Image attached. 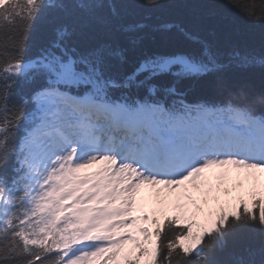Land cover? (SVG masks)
<instances>
[{
    "label": "snow or ice",
    "instance_id": "6c2138e0",
    "mask_svg": "<svg viewBox=\"0 0 264 264\" xmlns=\"http://www.w3.org/2000/svg\"><path fill=\"white\" fill-rule=\"evenodd\" d=\"M135 3L153 8L159 0H0V264H264V243L226 262L215 256L236 234L264 237V182L252 180L264 174V91H233L207 44L199 56L155 55L119 76L111 61H123L122 48L79 51L61 26L25 59L45 14L77 11L135 42L146 25L122 22ZM260 5L246 14L264 18ZM230 61L264 67V56L252 53L235 51ZM168 77L162 91L177 97L171 105L156 98V82ZM189 78L227 101L186 103L175 84ZM24 83L35 87L22 95ZM142 87L152 102L113 95ZM215 169L222 171L213 185ZM233 173L252 181L246 194L232 197L244 179L224 186ZM146 186L156 189L158 207L134 215ZM190 187L204 191L203 202Z\"/></svg>",
    "mask_w": 264,
    "mask_h": 264
},
{
    "label": "trees",
    "instance_id": "16d2710c",
    "mask_svg": "<svg viewBox=\"0 0 264 264\" xmlns=\"http://www.w3.org/2000/svg\"><path fill=\"white\" fill-rule=\"evenodd\" d=\"M253 2L259 10L260 0H159L158 5L153 8H144L135 3L122 17L123 23L146 25L135 42L126 33L118 31L114 24L106 25L87 19L77 11L45 14L36 20L30 31L25 59L35 58L43 48L48 47L56 39V30L61 26L69 29L70 34L66 37L68 45L79 51L101 44L122 48L123 61H111L113 72L119 76L130 74L142 60L155 55L179 53L199 56L203 44H207L224 66L217 75L232 85L233 91L246 85L259 94L264 91V67H239L230 61L235 51L252 53L257 57L264 56V18H252L246 14V8ZM171 83L172 77L156 82L157 88L161 89L156 98L168 105L177 99L175 96H166L162 91ZM175 86L178 92L183 93L188 104L224 103L228 99L227 93L205 87V82L197 78L182 79ZM33 87L34 84L24 83L20 92L22 95L27 94ZM113 95L117 98L128 96L129 102L139 99L152 101L147 87L117 90ZM19 98L18 96L17 99ZM23 133L22 125L18 136ZM262 243L264 237L258 232L236 234L228 238L224 248L217 250L215 256L226 262L237 255H247L246 249L259 250Z\"/></svg>",
    "mask_w": 264,
    "mask_h": 264
},
{
    "label": "rangeland",
    "instance_id": "374dc122",
    "mask_svg": "<svg viewBox=\"0 0 264 264\" xmlns=\"http://www.w3.org/2000/svg\"><path fill=\"white\" fill-rule=\"evenodd\" d=\"M209 176H210V178L212 180V184L213 185H215V184H217L219 182L218 181V176L216 178H213L214 177L213 173H211ZM232 177H233V179L230 178L228 180V182L224 185L225 187H227L229 189H232V188L235 187L238 179H244V181H245L244 182V187L242 189H236L235 191L232 192V197H235V196L241 195V194H246L248 189H249V186H247V178L246 177L238 178L235 173H233ZM259 181L260 182H264V177L260 178ZM148 188H146L145 190L147 191ZM166 190H168V189H164L165 193H167L169 191V190L168 191H166ZM139 195H142V193H140ZM192 195L195 198H197L198 200H200L201 202H203V200L205 198L203 190L195 189V192H193ZM221 198L222 199H230V197H224L223 195L221 196ZM159 199H160V197H158L157 193L150 194L149 192H145L144 195H142V197L139 200V201H143L144 202V207L143 208L140 207V208L143 211H148L149 213H152L154 210L157 209ZM171 210H172V208H171V206H169V211H171ZM129 247H131V246L129 245Z\"/></svg>",
    "mask_w": 264,
    "mask_h": 264
},
{
    "label": "bare ground",
    "instance_id": "6f19581e",
    "mask_svg": "<svg viewBox=\"0 0 264 264\" xmlns=\"http://www.w3.org/2000/svg\"><path fill=\"white\" fill-rule=\"evenodd\" d=\"M216 175H217V174H215L214 176L216 177ZM262 177H264V174L256 173V174L252 177V180L254 181V180L257 179V178H258V180H259V179L262 178ZM251 182H252V181H250V180L247 178V186L250 187ZM156 193H157V191H156Z\"/></svg>",
    "mask_w": 264,
    "mask_h": 264
}]
</instances>
